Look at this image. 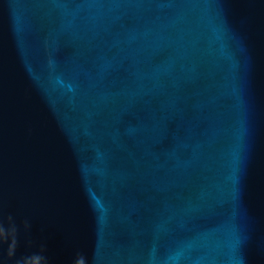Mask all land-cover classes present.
<instances>
[{
  "label": "water",
  "instance_id": "1",
  "mask_svg": "<svg viewBox=\"0 0 264 264\" xmlns=\"http://www.w3.org/2000/svg\"><path fill=\"white\" fill-rule=\"evenodd\" d=\"M0 264H264V0H0Z\"/></svg>",
  "mask_w": 264,
  "mask_h": 264
}]
</instances>
